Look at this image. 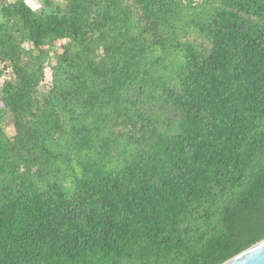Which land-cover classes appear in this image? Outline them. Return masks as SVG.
<instances>
[{
    "label": "trees",
    "instance_id": "1",
    "mask_svg": "<svg viewBox=\"0 0 264 264\" xmlns=\"http://www.w3.org/2000/svg\"><path fill=\"white\" fill-rule=\"evenodd\" d=\"M43 1L0 0V264L263 241L264 0Z\"/></svg>",
    "mask_w": 264,
    "mask_h": 264
},
{
    "label": "water",
    "instance_id": "2",
    "mask_svg": "<svg viewBox=\"0 0 264 264\" xmlns=\"http://www.w3.org/2000/svg\"><path fill=\"white\" fill-rule=\"evenodd\" d=\"M224 264H264V240L244 250Z\"/></svg>",
    "mask_w": 264,
    "mask_h": 264
},
{
    "label": "rangeland",
    "instance_id": "3",
    "mask_svg": "<svg viewBox=\"0 0 264 264\" xmlns=\"http://www.w3.org/2000/svg\"><path fill=\"white\" fill-rule=\"evenodd\" d=\"M9 1H15V0H9ZM26 3L31 6L34 10H41L43 8H45L46 6H44V1L43 0H25ZM56 3H59V4H63V1L62 0H56ZM45 9H48L49 8H45ZM50 69H47V72H46V80L48 81L50 79ZM9 78V74L7 73L3 78H0V89L2 87V84H3V81L5 79H8ZM0 126L5 129V131L10 135V136H13L14 135V128L11 124V119L10 117L7 115L5 116L2 120H1V123H0Z\"/></svg>",
    "mask_w": 264,
    "mask_h": 264
}]
</instances>
